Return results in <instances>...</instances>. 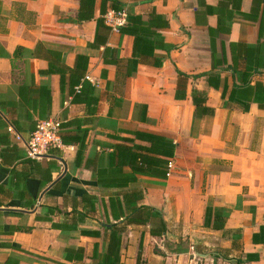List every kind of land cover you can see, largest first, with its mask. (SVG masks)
Returning <instances> with one entry per match:
<instances>
[{"label": "crops", "instance_id": "crops-1", "mask_svg": "<svg viewBox=\"0 0 264 264\" xmlns=\"http://www.w3.org/2000/svg\"><path fill=\"white\" fill-rule=\"evenodd\" d=\"M0 264H264V0H0Z\"/></svg>", "mask_w": 264, "mask_h": 264}, {"label": "built area", "instance_id": "built-area-1", "mask_svg": "<svg viewBox=\"0 0 264 264\" xmlns=\"http://www.w3.org/2000/svg\"><path fill=\"white\" fill-rule=\"evenodd\" d=\"M104 22L112 32H120L127 25L128 14L125 10H111L104 15ZM80 87L76 89L80 93ZM62 123L56 119H48L37 124L30 139L25 144L29 158L40 159L46 156L50 149L64 148L61 137ZM173 165L169 164L168 176H171Z\"/></svg>", "mask_w": 264, "mask_h": 264}, {"label": "trees", "instance_id": "trees-1", "mask_svg": "<svg viewBox=\"0 0 264 264\" xmlns=\"http://www.w3.org/2000/svg\"><path fill=\"white\" fill-rule=\"evenodd\" d=\"M134 19L135 18L128 17V23H127V25H125L124 27H122L120 29V33L125 32L128 29V27H129V23L130 22L132 23ZM199 97L200 96H198V94H197V96L193 97L194 103L197 105V107H200L205 101V99L199 98ZM147 140H150V139H147ZM139 149L140 150H145V149L140 148V147H139ZM150 151H153V150L150 149ZM139 160H141V159H139ZM146 211H147V214L150 215L151 212L149 211V209L144 207V208H141L140 210L136 211V216L135 217L128 218L124 222L126 224H145L146 222H148V220L147 219H143L142 216L145 215ZM163 225H164V222L162 223L161 231L165 232V229H164ZM111 228H112V235H111V243H110V254L117 258L119 256V254H120V250H121V247H122L121 246V241H122V236H123V233H124V229H121L118 225H114ZM152 234H153V236H161V234H158L157 232H154V231H153Z\"/></svg>", "mask_w": 264, "mask_h": 264}]
</instances>
